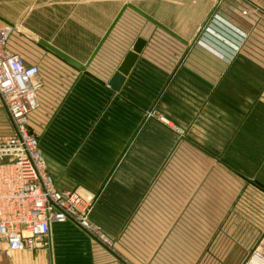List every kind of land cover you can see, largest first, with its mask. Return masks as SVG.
I'll return each instance as SVG.
<instances>
[{"label":"crops","instance_id":"crops-1","mask_svg":"<svg viewBox=\"0 0 264 264\" xmlns=\"http://www.w3.org/2000/svg\"><path fill=\"white\" fill-rule=\"evenodd\" d=\"M105 1L0 0V33H4L8 27L13 34L18 31V34L28 35L27 42L31 46L29 51L34 56H28L19 44L11 43L10 48L11 52L22 58L26 66L38 68L39 60L50 55L38 45L40 40L84 64L124 5L120 6L111 22L105 24L101 35L100 5ZM135 6L169 28L187 44L159 29L171 47L168 51L160 52L155 48L157 43L151 41L152 31L147 32L148 26H144L143 31L136 32L132 37V22L141 23L142 20L158 28L126 10L88 68L91 74L107 83L136 39H144L146 45L118 90L113 91L81 73L67 70L79 74V84L63 94L57 90L56 94H48L51 87L43 85L37 93L38 107L29 116L30 129L39 140L46 172L53 179L55 187L94 195L98 197L97 203L104 200L107 194V204L123 206V212H114L115 215L119 214L120 220L127 218L126 206L131 203V199L112 192V188L119 185L114 184L112 178L129 168L133 172L138 169L141 171L142 158L147 153L146 148L142 147L145 133L141 131H146L148 122H143L146 106L141 97L152 103L171 94L175 109L181 111L177 114L175 110L172 115L165 116L176 123L180 122L178 118L184 117L181 114L185 111L188 116H193L195 110L197 113L198 109L207 110L212 105L216 106L214 99L219 96L220 124L225 127L235 126L236 132L229 139L250 142L242 149L245 148L251 155L263 152L262 149L256 150L255 141H264V70H225L222 75L216 73V76H221L216 80H220V84L213 89V69L210 66L212 56L204 50V45L203 49H199L197 46L201 45H197L198 41L193 43L197 29L192 35L186 36L140 4L135 3ZM251 6L263 10L258 2H251ZM127 12L131 13L130 16ZM166 57L174 61L166 64ZM112 63L115 66H111ZM98 70L103 71L99 73ZM39 74L42 80L41 70ZM226 77L233 78V81L224 85ZM140 88L144 91L140 92ZM212 93H215L214 99ZM139 128L141 131L138 134ZM248 128L252 129L251 134L244 133ZM11 133L10 120L0 102V137ZM134 136L137 147L131 148ZM224 138L227 140L228 136ZM132 157L137 159L132 160ZM122 158L124 163L118 165ZM254 182L249 184L255 186ZM127 186L125 183L122 187ZM136 187L142 189V183ZM143 188L146 190V183H143ZM144 198L140 197L138 202L141 212L143 208L146 213L148 207ZM108 215L112 218L113 211L109 210ZM114 218L119 220L117 216ZM5 254V245L0 242V264H133L126 255L122 260L111 249L71 223L52 226L49 250L10 253L13 260L3 259Z\"/></svg>","mask_w":264,"mask_h":264},{"label":"rangeland","instance_id":"rangeland-1","mask_svg":"<svg viewBox=\"0 0 264 264\" xmlns=\"http://www.w3.org/2000/svg\"><path fill=\"white\" fill-rule=\"evenodd\" d=\"M128 2L140 4L186 36L197 29L193 41L200 42L199 49L205 44L204 50L212 56L213 89L219 86L220 80H216L225 70H264V0H106L100 5L101 35L105 24ZM251 2H258L263 10L255 9ZM137 22H132V37L148 26L151 41L157 43L155 48L160 52L171 49L159 29L142 20L140 26ZM14 33L8 31L5 48L11 52V43L19 44L28 56H34L29 51L28 35ZM173 61L166 57V64ZM37 66L43 85L51 87L48 94H56V90L63 94L79 84V74L67 71L72 69L50 55L40 59ZM224 81V85L229 84L233 78ZM212 95L214 99L215 93ZM141 98L146 106L143 122H148L146 131H138L145 133L142 147L147 150L141 171L129 168L112 178L114 184L119 183L112 192L131 199L126 206L127 218L120 220L119 214H114L124 208L107 204V194L99 203L93 195L89 216L92 232H101L104 246L122 260L126 255L133 264H242L264 231V192L249 184L255 181L264 186V141H255L256 150L263 152L251 155L242 149L250 142L229 139L236 132L235 126L220 124L219 96L214 99L216 106L195 110L193 116L185 111L176 123L166 118L175 110L177 114L181 111L175 109L171 94L152 103ZM251 132V128L244 131ZM135 138L131 148L137 147ZM121 163L123 158L118 165ZM125 183L128 186L123 188ZM141 183L142 189L136 187ZM140 197L147 203L146 213L143 208L141 212ZM109 210L113 211L112 218ZM115 216L119 220H114ZM8 255L3 259L13 260Z\"/></svg>","mask_w":264,"mask_h":264},{"label":"built area","instance_id":"built-area-1","mask_svg":"<svg viewBox=\"0 0 264 264\" xmlns=\"http://www.w3.org/2000/svg\"><path fill=\"white\" fill-rule=\"evenodd\" d=\"M8 31L0 33V102L12 127L0 137V240L7 254L49 250L52 226L71 223L104 245L102 233L89 225L92 196L57 189L46 172L29 126L43 83L37 67L5 48ZM242 264H264V231Z\"/></svg>","mask_w":264,"mask_h":264},{"label":"water","instance_id":"water-1","mask_svg":"<svg viewBox=\"0 0 264 264\" xmlns=\"http://www.w3.org/2000/svg\"><path fill=\"white\" fill-rule=\"evenodd\" d=\"M126 10L132 11L137 16H139L140 18H142L143 20H145L146 22H148L152 26L157 27L158 29L162 30L163 32H165L166 34L171 36L172 38H174V39H176V40H178L184 44H187L186 41H184L177 34L172 32L169 28H167L166 26H164L163 24L158 22L156 19H154L153 17H151L147 13L143 12L142 10L137 8L135 5H133L131 3H127V4H124L120 8L118 13L114 17L113 21L111 22V24L107 28L106 32L104 33V35L100 39L98 45L96 46V48L92 52L91 56L89 57V59L84 64L79 63L78 61L74 60L73 58L67 56L66 54L57 50L56 48H54L50 44L44 42L43 40H40L38 42V45L43 50H45L47 53H49L51 56H53L58 61L65 64L66 66H68L72 70L83 74L85 77L89 78L90 80H92L93 82H95L101 86L106 85L111 90L117 91L118 88L120 87V85H122L124 83L126 77L129 75L130 71L133 69L134 65L136 64V62H137V60H138V58H139V56H140V54L144 48V46L146 45V41L144 39H142V38L136 39L135 43L132 46V49L129 50L128 52H126V54L124 55L120 64L118 65L115 72L112 74V76L110 77V79L107 83L103 82L102 80H100L99 78H97L96 76L91 74L88 71V68H89L91 62L93 61L94 57L99 52V50L101 49V47L105 43L106 39L108 38V36L112 32L113 28L116 26V24L118 23V21L120 20V18L122 17V15L125 13ZM204 25H205V23H204ZM204 25L202 26V28L204 27ZM193 42H195V40ZM254 185L264 192V186H262L258 182H254Z\"/></svg>","mask_w":264,"mask_h":264}]
</instances>
